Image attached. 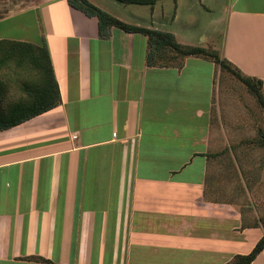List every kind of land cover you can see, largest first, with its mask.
<instances>
[{
	"label": "crops",
	"instance_id": "obj_1",
	"mask_svg": "<svg viewBox=\"0 0 264 264\" xmlns=\"http://www.w3.org/2000/svg\"><path fill=\"white\" fill-rule=\"evenodd\" d=\"M90 1L195 46L174 29L165 0L149 6L148 25L135 5ZM4 2L0 41L46 45L61 100L0 130V264H227L252 252L264 227L208 182L215 63L191 56L152 67L144 34L113 28L102 38L98 19L65 0H11L1 16ZM227 2L221 55L262 80L264 92V0ZM35 58L0 65V116L55 101Z\"/></svg>",
	"mask_w": 264,
	"mask_h": 264
},
{
	"label": "rangeland",
	"instance_id": "obj_2",
	"mask_svg": "<svg viewBox=\"0 0 264 264\" xmlns=\"http://www.w3.org/2000/svg\"><path fill=\"white\" fill-rule=\"evenodd\" d=\"M3 1L1 16L9 14V7H13L11 0ZM164 3L168 4L169 13L177 14L174 29L182 40L195 46L214 47L224 53L231 11L227 0H180L177 11L175 7L171 8L175 5L174 0H165ZM131 7H135L132 14L148 25L149 6ZM173 17L170 15L169 18ZM169 18L161 20L165 22ZM256 53L254 49V59ZM167 55L162 63L174 62L172 54ZM217 81L216 109L219 111H213L209 187L214 191L216 188L218 192L215 194L218 195L223 191L225 203L239 206L243 217L251 224L264 227V108L239 77L222 71ZM226 224L232 226L234 222ZM259 264H264V256Z\"/></svg>",
	"mask_w": 264,
	"mask_h": 264
},
{
	"label": "trees",
	"instance_id": "obj_3",
	"mask_svg": "<svg viewBox=\"0 0 264 264\" xmlns=\"http://www.w3.org/2000/svg\"><path fill=\"white\" fill-rule=\"evenodd\" d=\"M71 7L82 11L89 17H96L99 21L100 36L109 38L113 28L121 29L128 33H141L148 38V54L147 62L149 66H180L187 57H203L215 63L220 69V72L226 71L236 77H239L249 88L251 94L257 99L259 104L264 108V92L263 81L252 76H246L233 63L224 58L217 50L205 48L201 46L183 45L179 43L176 36L167 31L145 28L124 22L123 20L113 16L103 8L94 4L90 0H65ZM124 5H142L154 6L161 0H115ZM0 65H4L9 60L21 59V57L34 54L36 63L42 64L41 67L45 70L49 84L55 88V101L50 102L49 106L38 111H11L10 113L0 116V130L20 124L34 116L43 114L48 110L56 107L61 98L57 81L55 79L50 52L47 46H38L32 43L3 40L0 41ZM37 53V55H36ZM171 55L174 62L162 63L167 59L166 55ZM167 55V56H168ZM177 62V63H175ZM50 86V87H51ZM52 94V90H50ZM52 96V95H51ZM15 117V118H14ZM264 250V236L257 243L256 247L246 255H237L227 264H251L257 256ZM37 261L50 263L46 259L32 258Z\"/></svg>",
	"mask_w": 264,
	"mask_h": 264
}]
</instances>
